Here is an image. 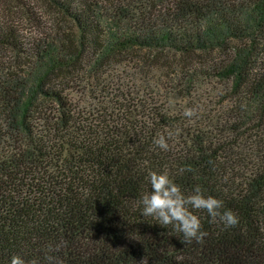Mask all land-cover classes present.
<instances>
[{
  "label": "trees",
  "instance_id": "trees-1",
  "mask_svg": "<svg viewBox=\"0 0 264 264\" xmlns=\"http://www.w3.org/2000/svg\"><path fill=\"white\" fill-rule=\"evenodd\" d=\"M42 2L77 28L29 42L0 25V264H264V0ZM121 63L169 68L166 94L126 86ZM152 171L238 224L192 209L207 235L183 244L142 215Z\"/></svg>",
  "mask_w": 264,
  "mask_h": 264
},
{
  "label": "clouds",
  "instance_id": "clouds-1",
  "mask_svg": "<svg viewBox=\"0 0 264 264\" xmlns=\"http://www.w3.org/2000/svg\"><path fill=\"white\" fill-rule=\"evenodd\" d=\"M196 114L195 109L188 108L184 111V116L191 118ZM172 133L158 134L154 139V144L162 150H168V139L172 137ZM192 171L190 167L184 169ZM149 182L151 192L143 194L141 203L143 205L142 215L145 217H153L162 227L173 225L175 231L183 233V244L192 243L194 240L202 243L207 235L202 230L200 218L194 214L192 209L205 210L211 222H216L217 218L225 227H234L238 224V216L230 209L221 212L224 202L212 195H206L205 190L197 185L192 194L185 195L181 187L174 181L168 171H152L149 173ZM56 246V250L59 249ZM49 251H53L49 246ZM48 264H62V261L55 256H47ZM10 264H38L36 260L26 261L20 255H13Z\"/></svg>",
  "mask_w": 264,
  "mask_h": 264
},
{
  "label": "rangeland",
  "instance_id": "rangeland-1",
  "mask_svg": "<svg viewBox=\"0 0 264 264\" xmlns=\"http://www.w3.org/2000/svg\"><path fill=\"white\" fill-rule=\"evenodd\" d=\"M0 1L5 2L0 5V25L13 26L17 30L16 32L29 42L44 39L53 40L55 38V32L52 29L57 26L55 23L68 33H73L77 28L76 24L72 21L70 22L66 19L67 22H62V20H65L60 18L61 16L59 15L61 14L52 11L51 8L42 2V0H22L16 7L13 6L12 0ZM94 1L99 4H104L106 0ZM10 60H14L13 54L11 52L5 53L4 50L0 49V65L7 66V62ZM133 66V63H121L115 67L112 76H115L116 78L120 77L124 80L126 86L127 83L131 85L133 82L136 86L141 84L144 86L149 85L151 86V89L155 90L157 86L161 84L158 90H161L163 94H166L164 93V87L167 86L165 85V82L168 81L166 75L167 72L170 71L169 68L156 67L154 69L151 68L153 69L152 71L145 70V72L141 71L140 73H136L137 69H131ZM139 69L141 70L142 68L139 67ZM223 85H225L223 81L212 80L211 84L208 83V88H215L220 91L223 88ZM208 90V92H203V94L205 93L206 96H209L206 98L208 101H212L216 98L214 95L216 91H211L212 89ZM175 103L177 106L180 104L185 105L187 104V100L179 98L177 101L175 100Z\"/></svg>",
  "mask_w": 264,
  "mask_h": 264
}]
</instances>
